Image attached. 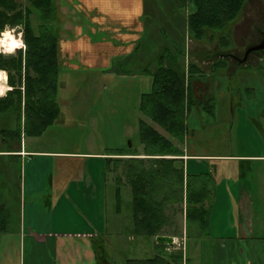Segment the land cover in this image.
Masks as SVG:
<instances>
[{"label":"rangeland","instance_id":"1","mask_svg":"<svg viewBox=\"0 0 264 264\" xmlns=\"http://www.w3.org/2000/svg\"><path fill=\"white\" fill-rule=\"evenodd\" d=\"M158 2L159 10L163 14L158 19L162 23L155 18L152 11L151 13L148 11L145 22L149 24L150 30L144 43H140L132 57L111 55L110 74L102 71L108 66L103 62H96L94 66L85 63V55L77 49L76 43H73V46L59 43L61 68L57 99L61 107L60 116L42 135L24 136L22 141L27 149L56 152L49 153V159L52 161L46 163L48 171L54 170L52 173L54 178H57L59 165L70 161L84 168L85 174L67 179L68 194L60 201L59 190L55 189L51 199L53 207L49 209L46 202L50 185L46 176H44L46 182L43 183L44 192L39 194L38 191L24 192L25 180L29 181L28 175L35 171L33 167L36 166V162L32 159L33 156H26L23 162L0 156V170L3 164H10L7 168L9 170L0 172V198L7 205L10 214L8 230L0 234V264H17L20 257V231L24 226V220L27 218L26 226H29L30 216L36 213L34 208L30 207L32 202H35L36 207L40 205L42 208V211L37 210V214L43 219L41 226L44 230L80 232L98 228L103 230L104 233L98 240L101 244L100 253L104 257L97 264H129V259L151 258L160 252L156 239L135 230L130 186L126 177L131 162L129 160L132 157L144 159V164L148 167V156L144 154L139 134V119L143 116L139 109L140 96L142 92L150 90L152 81L150 71L156 69L159 57L165 52L166 47L171 50L177 47L185 50L180 59L183 65L188 61L199 64L200 58H206L205 54L221 48L218 47L220 43L218 36L212 41L202 43L189 35L187 18L193 7L190 5H186L184 9L177 7L175 21L172 13L176 6L175 2L173 0ZM146 3L150 5L151 1ZM58 12L56 19L50 22L52 28L57 31L65 30L69 26L73 29L71 22L79 24L81 21L82 15L76 7H71L72 15L69 9L65 12L69 17L65 21ZM169 18L175 25L174 32H171L170 25L164 22ZM32 22L38 29L41 20L37 14L32 15ZM154 27L160 29L161 43H150ZM9 28L16 29L14 35L23 33L21 26ZM230 31L231 48L224 50V53H228V56L224 57L226 64L212 71L206 67V72H211L209 81L211 84L214 81L213 84L218 86L213 87L210 94L215 98L217 105L221 103V117L218 113L211 115L195 108L187 118L189 127L187 141L200 152L222 151L240 154L253 150L242 143V137H262L258 122L263 121L261 112L264 109V49L252 52L245 64H241L243 62L240 59L250 46L258 44L264 38V0H248L240 17L230 27ZM67 34L71 35L72 32L68 31ZM94 54L98 53L94 50L90 55ZM3 71L7 73L6 70ZM196 85L199 97L208 96L206 93L208 85L200 82ZM7 86L12 88L8 84V73ZM247 88L254 90L247 93ZM226 95L227 98L230 97L235 107L232 114L228 112L229 105L225 107ZM202 128L205 130L200 133L198 130ZM127 145L133 146L139 154L111 155L121 157L122 161L118 163H115V160L106 162L105 158H94L106 156L107 154L103 153ZM263 146L260 138L258 150L254 148L255 152H262ZM194 160L201 163L197 169L199 172L210 174L208 159ZM43 167L45 168V165ZM33 181L36 180H30L29 183ZM88 184H91L89 188ZM118 184L122 189L121 203L118 202L114 189ZM224 201L226 200L222 202L218 200L214 208L213 223L221 228L212 229V237L220 236L222 232H228L226 236L234 235L236 225L232 220L235 219V209L230 206L231 201L226 203ZM118 205L120 211H117ZM185 209V202L180 200L167 204V222L162 232L176 233L181 238L184 229L185 238L184 241L179 239L172 245L164 244L167 246L164 251L177 253L182 249L184 259L180 264H214L213 246L209 240L205 241L207 234L191 233V230H195L194 223L186 218ZM45 219L46 223L43 222ZM187 230H190L189 234ZM71 239L78 243L81 238L75 236ZM195 244L199 246V254L192 253Z\"/></svg>","mask_w":264,"mask_h":264},{"label":"trees","instance_id":"2","mask_svg":"<svg viewBox=\"0 0 264 264\" xmlns=\"http://www.w3.org/2000/svg\"><path fill=\"white\" fill-rule=\"evenodd\" d=\"M247 1H174L181 9L186 5L193 7L187 18V27L195 41L205 43L218 36L221 50L204 55L207 61L213 62L211 69L226 64L224 57L228 53L224 50L230 49L232 44L229 43L230 27L240 17ZM57 9L56 0H0V32L4 31L5 25H19L27 45L26 51L17 50L15 55L0 54V70L7 71L8 84L12 87L6 97L0 98V152H4L8 159L17 157L22 150L24 136L42 135L61 113L57 99L61 68L60 33L50 23L56 19ZM33 14L41 20L38 29L33 25ZM182 52H185L182 48L171 50L166 47L156 69L150 71L151 88L141 93L139 103L143 114L139 119V134L144 154L148 156V167L144 159L132 157L126 173L135 230L154 239L163 233L167 222L166 206L171 201L185 202L186 218L195 221L201 231L208 228L211 215V208L205 205L209 197L207 185L201 188L196 185L193 177L198 179L201 175L186 173L181 157L185 155L190 112L198 108L215 115L216 105L212 97H199L197 92L196 83L207 85L209 73L194 61L183 65L180 60ZM247 60L240 63L245 64ZM104 154L107 155L94 158L118 163L122 161L121 157L111 155L139 153L133 146L127 145ZM61 166L73 171L79 168V164L75 163H62L59 168ZM5 170L9 169L2 171ZM66 175L74 177L70 171ZM115 191L119 202L122 200L120 184L116 185ZM9 221V209L0 198V234L8 230ZM94 245L99 263L104 257L100 253L99 240H95ZM157 246L160 252L154 257L129 259V264H180L184 259L182 249L177 253H168L164 251L166 245L157 243Z\"/></svg>","mask_w":264,"mask_h":264},{"label":"crops","instance_id":"3","mask_svg":"<svg viewBox=\"0 0 264 264\" xmlns=\"http://www.w3.org/2000/svg\"><path fill=\"white\" fill-rule=\"evenodd\" d=\"M61 1H63L64 5L61 4ZM147 1H151L150 5L146 3ZM158 1L160 0H56L57 11L60 12V15L62 14L63 21L69 18L67 17V13H65L68 9L71 15L73 14L71 7H76L82 15L79 24H75L73 21L71 22L72 26H74L73 29L70 28L71 26L65 28V30L59 29V43H68L69 46H73V43H76L77 49L85 55V63H90V65L94 66L96 62H103L108 66L107 69L104 68L102 71L110 74L111 55H114V57H132L138 50L140 43H144V39L150 30H148L149 24L145 22L148 11L149 13L152 11L155 18L157 17V20L162 23L158 19L159 16L163 15L159 10ZM176 8L177 6L174 7V12H172L175 21L177 19ZM164 22L170 25L169 30L171 32L176 30L170 18L165 19ZM152 30V40L150 43H161L160 29L154 27ZM68 31L72 32V34H67ZM94 50L98 54L91 56L90 54ZM212 63L211 61H207L206 58L199 60L200 66L205 67V70L207 68L210 71L214 70L210 68ZM210 75L211 72H209ZM213 82L211 84L209 81V85L207 84L209 87L206 93L214 99L216 105L215 115L218 113L221 117V103L217 105L215 98L210 94L213 87H218ZM251 90H254V88H247L246 92L251 93ZM228 99L230 97L227 98L226 95L224 100L225 107L229 105L228 112L230 111L232 114L235 107L231 99L230 102H228ZM261 114L263 121L262 123L258 122V127L260 128L262 137H242V143L250 146L253 150H247L240 154L222 151L200 152L192 143H189L187 140L185 142V155L181 157L183 158L185 172L201 175L198 176V179L193 177V180H196V185L200 186V188L204 184L207 185L209 197L206 199L205 205L211 208L208 228L201 231L197 223L193 221L195 230H191V233L195 232L198 235L202 233L207 234L205 241L209 240L211 246H213L214 264H264V146L261 150L262 152H255V149L256 151L258 150L260 138L264 144V109ZM204 130L205 128H202L198 131L202 133ZM187 139H189L188 136ZM49 153L56 152L27 149L22 141V150L13 159L23 162L26 156H33L32 159L36 162V166L33 167L35 171H32L28 176L29 181H36L29 183L28 179H26L24 192L27 193L28 190L38 191V194L44 192L43 183L45 181L44 176H46L50 185L46 204L49 205L50 209L53 207V200L51 199L55 189L59 190V201L65 198V194H68L67 179L69 177L66 173L70 171L74 174V177L85 173L84 168L81 167L73 171L71 168L65 169L61 166L57 169V178H54L52 174L54 170L51 169V171H48L46 166V163L52 161V159H49ZM103 155L105 154L103 153ZM0 156L6 157L4 152H0ZM194 159L201 161L208 159L211 175L207 172L205 175H208L204 176V173L199 172L197 169L201 163H196ZM71 163L73 164V161ZM63 164H66V162ZM44 165L45 168L43 167ZM1 168L2 170L8 168V164H3ZM91 174L93 175L92 172ZM230 181L232 183H229ZM89 185L91 184H88V188L90 187ZM102 186H104L103 180ZM95 187L96 189L98 188L97 186ZM224 199L226 200L224 203L231 201L232 205L230 206H233L235 209V219L232 220V223L236 225L233 230L234 235L226 236L228 232H222L220 236L212 237V229L215 228L217 230L221 228L213 223L214 208L218 200L222 202ZM30 207L34 208L36 213L30 216L29 226H26L27 218L24 220V226L20 231V257L16 262L17 264L98 263L94 241L101 238V235L104 233L103 230H99V228L88 230L89 232H80L79 230H44L41 226L43 219L37 214V210L42 211L41 206L38 205L36 207L35 202H32ZM259 209L261 211H258ZM117 211H120V207L117 208ZM43 222L46 223L47 219ZM188 231L190 230H187V234H189ZM166 235L174 236L176 242L179 239L184 241L185 238L184 229L182 230L181 238L176 233ZM75 236L81 238L78 240V243L74 242V239H71ZM198 251L199 246L195 244L192 253L199 254Z\"/></svg>","mask_w":264,"mask_h":264},{"label":"clouds","instance_id":"4","mask_svg":"<svg viewBox=\"0 0 264 264\" xmlns=\"http://www.w3.org/2000/svg\"><path fill=\"white\" fill-rule=\"evenodd\" d=\"M20 26L17 25V28ZM16 32L15 28H9L8 25H5L4 31L0 32V54L5 56L15 55L17 50L27 49V45L22 39L23 33L20 32L19 35H14ZM12 89L7 86V73L3 70H0V98H4L7 95V92Z\"/></svg>","mask_w":264,"mask_h":264},{"label":"water","instance_id":"5","mask_svg":"<svg viewBox=\"0 0 264 264\" xmlns=\"http://www.w3.org/2000/svg\"><path fill=\"white\" fill-rule=\"evenodd\" d=\"M264 49V38L256 45L250 46L244 55L242 59H240L241 62H244L248 59L249 55L253 51L257 50H263ZM131 146V145H130ZM156 241L159 244H166V245H172L176 242V239L174 236L166 235V234H159L156 236Z\"/></svg>","mask_w":264,"mask_h":264},{"label":"flooded vegetation","instance_id":"6","mask_svg":"<svg viewBox=\"0 0 264 264\" xmlns=\"http://www.w3.org/2000/svg\"><path fill=\"white\" fill-rule=\"evenodd\" d=\"M257 51H258V50H257ZM253 52H254V51H253ZM251 53H252V52H251ZM251 53H250V54H251Z\"/></svg>","mask_w":264,"mask_h":264}]
</instances>
